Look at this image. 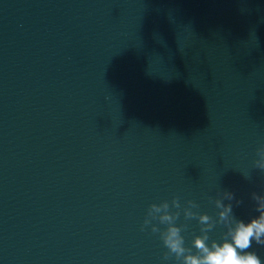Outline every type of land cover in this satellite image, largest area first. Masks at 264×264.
Returning <instances> with one entry per match:
<instances>
[{
  "label": "water",
  "instance_id": "1",
  "mask_svg": "<svg viewBox=\"0 0 264 264\" xmlns=\"http://www.w3.org/2000/svg\"><path fill=\"white\" fill-rule=\"evenodd\" d=\"M262 147L264 0H0V264H178L149 205L255 214Z\"/></svg>",
  "mask_w": 264,
  "mask_h": 264
},
{
  "label": "clouds",
  "instance_id": "2",
  "mask_svg": "<svg viewBox=\"0 0 264 264\" xmlns=\"http://www.w3.org/2000/svg\"><path fill=\"white\" fill-rule=\"evenodd\" d=\"M255 166L264 169V147L258 149V159ZM224 196L229 203H224L223 198L216 200L219 220L215 221L206 212L195 213L191 208H185L186 216H197L201 222V234L196 235L191 245L185 243V238L181 234V228L174 223L179 212L169 211L168 201L161 203H151L145 214L141 227L151 226L152 232H157L158 225L153 224V220L167 224L166 229L160 233V237L167 252L164 253V260L174 254L178 264H264L262 257L253 249V244L264 245V193H253L255 201V214L247 218L237 217L233 213L231 201L235 198L233 192H225ZM240 203L239 200L236 201ZM173 204L179 208V200L174 199ZM189 204H194L189 201ZM216 223L224 225V231L219 238L210 236V231Z\"/></svg>",
  "mask_w": 264,
  "mask_h": 264
}]
</instances>
